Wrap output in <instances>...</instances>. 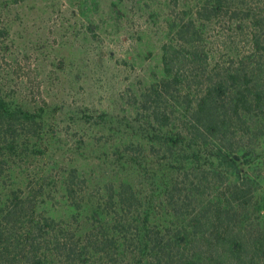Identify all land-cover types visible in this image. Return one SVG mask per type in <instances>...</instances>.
<instances>
[{"label":"trees","instance_id":"1","mask_svg":"<svg viewBox=\"0 0 264 264\" xmlns=\"http://www.w3.org/2000/svg\"><path fill=\"white\" fill-rule=\"evenodd\" d=\"M172 1L163 76L139 100L149 125L139 147L159 160L146 195L128 177L93 198L78 191L74 169L64 191L75 214L45 215L43 188L17 177V157L42 140L43 122L0 90V264H264L255 160L264 139V0ZM9 35L0 24V50Z\"/></svg>","mask_w":264,"mask_h":264},{"label":"rangeland","instance_id":"2","mask_svg":"<svg viewBox=\"0 0 264 264\" xmlns=\"http://www.w3.org/2000/svg\"><path fill=\"white\" fill-rule=\"evenodd\" d=\"M176 12L172 0L0 4V24L10 34L0 50L1 94L43 122L42 140L17 157V177L43 188L45 215L75 214L64 191L74 169L78 191L93 198L128 177L144 195L154 187L159 160L139 147L149 127L139 100L163 76L162 46ZM255 160L264 178V139Z\"/></svg>","mask_w":264,"mask_h":264}]
</instances>
